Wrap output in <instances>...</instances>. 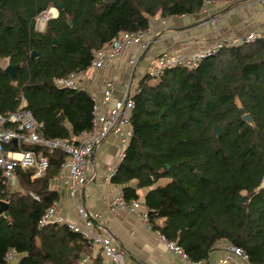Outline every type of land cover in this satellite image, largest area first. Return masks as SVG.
Instances as JSON below:
<instances>
[{
    "label": "trees",
    "instance_id": "16d2710c",
    "mask_svg": "<svg viewBox=\"0 0 264 264\" xmlns=\"http://www.w3.org/2000/svg\"><path fill=\"white\" fill-rule=\"evenodd\" d=\"M204 1L0 0V59L17 66L14 81L0 67V117L17 112L23 99L47 139L77 143L93 130L94 104L56 80L86 71L94 54L122 34L146 31L156 16L198 14ZM49 8L58 15L38 31L36 19ZM131 98V137L110 178L125 201L149 189L143 206L151 230L189 262H205L225 242L248 264H264V38L224 45L193 69L165 70L156 80L147 74ZM246 114L251 125L242 120ZM46 156L39 178L17 169L22 192L3 185L0 174V202L7 205L0 215V264H8L9 250L17 264H79L90 253V243L66 225H38L58 199L49 183L66 158L59 151Z\"/></svg>",
    "mask_w": 264,
    "mask_h": 264
},
{
    "label": "crops",
    "instance_id": "0c3cea01",
    "mask_svg": "<svg viewBox=\"0 0 264 264\" xmlns=\"http://www.w3.org/2000/svg\"><path fill=\"white\" fill-rule=\"evenodd\" d=\"M212 19L215 20L214 25L210 23ZM44 28L37 30L43 31ZM248 34H264V16L254 0H215L214 6L206 13L169 18L156 16L150 20L149 33L144 36L145 40H150L145 51L140 52L138 45L132 43L117 59L106 61L103 67L77 74L76 82L97 100L100 116L103 117L113 102L123 97L124 85L131 84L132 95L138 82L152 71L156 60L163 53L189 55L201 48L213 47L221 41L237 43ZM132 59H136L133 67L130 65ZM6 66L7 61L0 59V67L4 69ZM107 83L113 85V96L111 101L104 104L103 94ZM123 132L130 133L131 127H125ZM84 135L75 140L80 142ZM7 146L15 148L16 144ZM119 147L117 134H109L101 147L92 154L90 163L85 168V173L93 177V182L79 188L75 199L70 197L69 189L59 175L50 181L49 189L58 195L57 201L51 205L55 215L73 223L77 218L76 205L89 210L97 218V232L108 238L114 247L125 251L126 264H189L173 255L158 233L147 230L137 215L126 210L110 212L105 209L102 197L105 198L104 202L111 203L120 190L107 179L108 169L117 167L121 160L118 158ZM7 188L22 192L18 179L14 186ZM148 191L149 189L137 190V202L144 213L146 210L143 200ZM224 246L225 242L218 243L202 264H216L223 260L227 256ZM89 250L90 253L84 255L79 264H89L96 257L101 258V264H111L101 257L98 249L90 247ZM17 261L18 256L8 264H17ZM225 264L248 263L230 255Z\"/></svg>",
    "mask_w": 264,
    "mask_h": 264
},
{
    "label": "built area",
    "instance_id": "2783aa9c",
    "mask_svg": "<svg viewBox=\"0 0 264 264\" xmlns=\"http://www.w3.org/2000/svg\"><path fill=\"white\" fill-rule=\"evenodd\" d=\"M254 2L260 6L261 13L264 16V0H254ZM214 4L215 0L204 1L201 12H208L209 8L213 7ZM40 17L41 15L36 19L37 28H44L48 19L43 20L40 19ZM210 23L214 25L215 20H210ZM149 29L150 27L146 31L136 34H122L104 49L94 54V59L88 69H99L103 67L106 61L117 59L132 43L138 45L140 52L145 51L150 40H145L144 36L149 33ZM257 37L264 38V34H248L244 39L237 43L221 41L213 47H204L189 55L178 56L163 53L158 57L155 67L148 73V75L156 80L165 70L176 67L193 69L197 67L202 60L216 54L224 45L234 46L249 43L253 42ZM135 64L136 59H132L130 65L133 67ZM76 81L77 74H70L67 78L56 80L55 85L59 88L85 92L92 99L94 104L92 132L85 134L80 142L77 143H70L68 140L64 139H47L43 134V124L38 122L32 115L31 111L23 106L24 101L21 99V107L17 112L6 117H0V174L3 185L10 187L17 183V169H32V179L41 177L48 167L46 152L53 153L59 151L66 156L61 168L63 172L59 174V178L68 187L70 197L75 199V194L79 188H83L93 182V177L85 173V168L90 163L92 154L101 147L109 134H117L120 143L118 158H123L125 148L131 137V132H123L125 127L130 126L129 117L134 109V102L131 98V84L128 83L124 85L123 97L115 100L107 114L101 117L97 100L92 95L88 94L86 88L78 85ZM112 96L113 85L112 83H107L106 90L103 94V103L106 104L111 101ZM13 141L15 143H13ZM11 144H16V150L5 149V146ZM22 146L29 148L24 149ZM115 172L116 167L108 169L107 179L113 177ZM32 197L35 200H38L36 196ZM102 201L107 211H129L137 215L143 221L147 230H151L146 213L141 210L139 203L137 201L126 202L121 189L117 192L111 203L104 202V197H102ZM75 209L77 218L75 222L69 223L62 217L55 215L53 208L50 206L38 221V225L39 227H45L52 224L66 225L69 230L77 233L84 240L88 241L91 248L98 249L101 257L108 260L109 263L126 264L125 251L121 248L114 247L108 238L101 236L97 232L99 227L96 216L80 205H76ZM158 235L161 240L166 243L168 250L181 261L189 264H202L189 262L180 247L175 243L167 242L160 234ZM224 248L227 256L216 264H225L229 261L230 255H235L246 261V256L240 249L227 243H225ZM16 256L17 254L14 250H9L5 258L7 262H10Z\"/></svg>",
    "mask_w": 264,
    "mask_h": 264
},
{
    "label": "water",
    "instance_id": "95a60500",
    "mask_svg": "<svg viewBox=\"0 0 264 264\" xmlns=\"http://www.w3.org/2000/svg\"><path fill=\"white\" fill-rule=\"evenodd\" d=\"M58 8L62 9L63 8V4L60 3L58 5ZM52 44L53 45H57V41H56L55 38L52 39ZM35 56H36L35 52H32L31 53V57H35ZM16 69H17V66L7 65L6 67H4L3 70H4V73H6L10 77V79L12 81H14V76H15ZM242 120L245 121L249 125L252 124L251 117L248 114L242 116ZM213 134L216 135V136H218V134H219V128H218L217 125H215L214 128H213ZM13 143H15V142L13 141ZM243 201H244V199H243ZM6 208H7L6 203L0 202V215L4 214L6 212Z\"/></svg>",
    "mask_w": 264,
    "mask_h": 264
},
{
    "label": "rangeland",
    "instance_id": "374dc122",
    "mask_svg": "<svg viewBox=\"0 0 264 264\" xmlns=\"http://www.w3.org/2000/svg\"><path fill=\"white\" fill-rule=\"evenodd\" d=\"M49 10H52L53 11V13H54V18H56L57 17V15H58V12H57V10L55 9V8H49L46 12H44L43 13V15H41V17H40V19H46L47 18V12L49 11ZM50 19H53V18H49L48 20H50ZM47 22V21H46ZM36 29H40V28H37V25H36ZM3 65V64H2ZM262 186H264V181H263V183H262Z\"/></svg>",
    "mask_w": 264,
    "mask_h": 264
},
{
    "label": "bare ground",
    "instance_id": "6f19581e",
    "mask_svg": "<svg viewBox=\"0 0 264 264\" xmlns=\"http://www.w3.org/2000/svg\"><path fill=\"white\" fill-rule=\"evenodd\" d=\"M49 18H54V13H53L52 10H49V11L47 12V18H46V19H49Z\"/></svg>",
    "mask_w": 264,
    "mask_h": 264
}]
</instances>
